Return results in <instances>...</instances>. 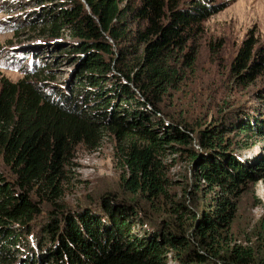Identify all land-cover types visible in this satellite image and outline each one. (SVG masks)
<instances>
[{
  "label": "trees",
  "instance_id": "16d2710c",
  "mask_svg": "<svg viewBox=\"0 0 264 264\" xmlns=\"http://www.w3.org/2000/svg\"><path fill=\"white\" fill-rule=\"evenodd\" d=\"M36 3L28 20L38 31L33 37L56 42V53L76 68L68 87H57L42 46L15 51L31 57L24 77L0 74V156L15 173L10 180L0 168V264H264V226L254 239L230 237L240 199L264 179V156L241 162L230 134L264 135V100L262 109L221 115L197 130L181 109L167 107L188 71L195 73L200 50L193 42H202L205 21L223 6ZM263 69L264 45L250 36L230 74L249 85ZM259 93L264 98V87ZM107 134L117 141L121 190L70 208L63 195L75 150L96 148ZM169 153L187 157L196 183L174 180ZM202 191L213 193L209 209H200Z\"/></svg>",
  "mask_w": 264,
  "mask_h": 264
},
{
  "label": "rangeland",
  "instance_id": "374dc122",
  "mask_svg": "<svg viewBox=\"0 0 264 264\" xmlns=\"http://www.w3.org/2000/svg\"><path fill=\"white\" fill-rule=\"evenodd\" d=\"M193 1L196 0H181V5H192ZM204 1L223 6V9L205 21V33L200 40L202 42L196 43V39L193 42L195 50L196 44L200 50L195 64L197 71L191 73L187 67L189 71L183 86L167 98L169 110L181 109L196 130L213 126L221 115L227 117L232 113L237 114L251 106L262 109L264 100L259 93L264 87V69L261 77L249 85L237 83L236 77L229 71L234 56L250 36L257 40V45H264V0ZM38 9L36 0H0V74L11 81L24 77L22 66L29 65L31 57H20L18 52L31 53L39 51L43 46L50 51L41 57L52 64L51 81L63 89L72 81L76 64L66 60L63 53H56V42H40L33 37L38 31L28 27V20L33 11ZM64 36L65 40H69L70 31L67 30ZM262 112L264 113V108ZM238 133L234 131L230 137L237 141L233 149L241 162L252 163L264 156V135ZM245 142L248 144L242 147ZM116 147L115 137L107 134L96 148L84 145L76 148L73 167L63 195L70 208L88 204L90 197L99 198L108 189L121 190L119 185L122 171L117 167ZM166 161L171 166L174 180L196 183L192 164L187 157L169 153ZM0 168L8 174L10 180L15 179V173L1 156ZM201 195L200 209H209L213 193L205 195L202 191ZM239 204L232 230L234 234L230 237L239 242L247 238L254 239L253 236L264 226V179L246 189ZM139 230L136 226L134 232L138 233ZM169 260V264H178L171 258Z\"/></svg>",
  "mask_w": 264,
  "mask_h": 264
}]
</instances>
